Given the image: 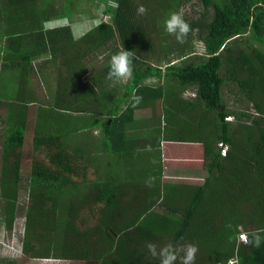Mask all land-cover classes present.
Masks as SVG:
<instances>
[{"label":"trees","instance_id":"trees-1","mask_svg":"<svg viewBox=\"0 0 264 264\" xmlns=\"http://www.w3.org/2000/svg\"><path fill=\"white\" fill-rule=\"evenodd\" d=\"M28 1L7 0L4 10L26 11ZM44 1L32 0L34 8L17 17L23 31L0 40V126L11 121L9 133L0 132V162L10 159L7 175L0 172L1 187L8 189L7 178L16 190L21 187L20 148L29 118L21 110L25 106L13 117L16 105L8 103L39 105L28 139L31 151L44 156V161L31 159L25 176L28 202L15 255L160 264L144 242L183 238L198 246L199 256L206 252L202 245L210 244L208 264L233 256L237 264H264V243L256 248L237 240L239 233L264 229V0H197L201 12L195 20L184 18L192 31L182 44L167 34L164 21L188 0H92L102 6L98 22L78 38L69 30L72 0ZM154 3L162 6L161 22L148 19V12L136 15L139 5ZM48 19L66 24L42 30L39 21ZM192 39L201 43V52ZM122 47L134 52V78L112 86L111 56ZM41 58L54 73L47 105L31 79L32 62ZM88 70L102 79H84ZM225 83L251 110L227 109ZM186 92L190 95L183 97ZM134 94L142 102L160 103L164 128L179 113H192L189 127L196 135L177 138L154 125L144 133L130 132ZM163 140L201 145L200 185L160 183ZM139 175L152 191L181 187V202L157 212L128 213L126 195L138 186ZM94 206L91 214L99 216L94 226L79 229L78 218L86 219L80 212Z\"/></svg>","mask_w":264,"mask_h":264},{"label":"rangeland","instance_id":"rangeland-1","mask_svg":"<svg viewBox=\"0 0 264 264\" xmlns=\"http://www.w3.org/2000/svg\"><path fill=\"white\" fill-rule=\"evenodd\" d=\"M44 1V0H43ZM46 1V0H45ZM44 1V2H45ZM54 1L55 5H58L62 2V0H52ZM7 0H0V40L2 35H10V34H17L23 31V28L19 22L20 18H17L20 16L21 12H26L29 10L30 5L31 9L34 8V4L32 3V0L25 2L26 4V11L18 10L15 12L14 15H12L10 11L4 10L5 9V4ZM48 2V1H47ZM77 2L78 3V8L76 11H73V3ZM102 6L100 3H95L92 0H72V13L71 17L68 20L69 22V30L72 34V36L75 35L76 31L85 33L87 30L92 28L94 24H96L98 14L100 13L99 11L101 10ZM148 9V15L147 18L151 19L153 22H158L161 19V11H162V6H160L158 3H154L151 6H146ZM43 10V9H41ZM41 10H37V12L40 14ZM74 12V13H73ZM201 12L200 4L197 0H188L184 4H182L179 9L178 13L181 14L185 19L187 20H195L198 18V14ZM46 14L48 13V10L45 12ZM202 15H204L202 13ZM80 21V23H78ZM85 20V21H83ZM46 21V20H45ZM161 22V21H160ZM39 23L43 24V21L40 20ZM50 24V28L57 26L60 24V22L57 21H52V22H46L44 23V26H47ZM65 25V24H63ZM193 41V46L194 50L197 52H201L202 45L200 42H198L196 39H192ZM264 50V47H263ZM2 59V58H1ZM98 62V59H95L93 63ZM102 77V75H96L95 72H92L91 70L88 72V75L86 78H93V77ZM54 79V73H52L49 77H45V81L42 80L41 74L39 72L36 73V75L33 77V83L34 86L36 87V90L39 94V99H41L42 105H47L45 101H48L50 99V89L52 90L53 88V80ZM10 84H12L10 82ZM121 84L120 82H115L112 83V86ZM13 85V84H12ZM3 86V85H2ZM7 87V86H5ZM190 92L184 93L183 97L186 96V94H189ZM46 96H49L48 100L46 99ZM222 101L224 105L227 107L228 110L231 111H239L242 109H250V106L244 102V100H241L239 95L235 94V89L230 83H225L223 89H222ZM156 105H155V104ZM152 103L151 109L154 110L155 108H158L159 102L156 101ZM36 105L29 107L32 113H35V110H37V107L39 106L37 103H34ZM31 105V104H30ZM28 107V106H26ZM150 110V108H148ZM20 112V108L15 109L12 111V116L16 113ZM149 112L141 111L138 108H135V113H134V122L132 125L134 126L133 132L137 131L141 127L137 126V122H144L147 125V128L150 126H158L160 128V133H163L164 130L166 134H172L173 136H176L177 138H190L191 136H194L196 131L190 129L189 127V121L193 119V114H188L185 115L184 113H179L178 119L174 122L172 119H170L169 123L165 128L162 125H159V119L157 117H150ZM153 115V114H152ZM34 114H31L30 117L27 119L25 122L26 128L24 130V137L25 141L23 146L20 148V174H21V182L20 185L21 187L18 188L17 190L14 188V183L11 182L7 178V184L6 186L8 187L7 190L0 189V264H10L12 262L13 264H97L95 260L90 258L89 260L86 261H69V260H60V259H53V258H45V259H36V258H29L25 255L18 254L15 255L16 253H12L15 250H19V243L21 241V229L23 226V216H24V210L25 206L27 204V193L25 190V176L27 175V172L29 170V163L31 159L36 158L40 161H44V156L41 153H36L34 154L31 149H30V135L32 132V123L34 119ZM14 117V116H13ZM145 118V120H143ZM201 121V118H198V121ZM231 120V118H228ZM9 127H6L4 124L0 126V132H5L4 135H7L10 131L11 128V121L9 123ZM158 124V125H157ZM198 124V123H197ZM191 130V131H190ZM29 137V139H28ZM63 140L67 143L72 145V142L69 140L67 136L63 138ZM74 141V140H73ZM74 145V143H73ZM183 145H171L170 150H163L165 152V156L168 155L169 152H179L176 150H182L183 151V156L186 155V151L184 150ZM1 149V147H0ZM163 156V159H165L163 162H161L162 165V171L167 175H173L175 171V165L173 164V160L171 157L168 156ZM161 157V156H160ZM190 157V156H189ZM1 158V155H0ZM3 161V162H2ZM0 162V172L4 175H7V169H8V164L10 163V159L5 158V160H2ZM164 164V165H163ZM168 164L172 167H168ZM189 168V166H188ZM122 169L119 168V171ZM92 176H90L91 178ZM168 177V176H167ZM2 178V176H0ZM189 182V181H188ZM1 184H4L0 182ZM138 184L145 183L144 181H137ZM153 184V183H152ZM72 197L71 199L67 200H76ZM94 207L91 208V211L89 209H85L80 212V216L84 217L85 221L82 223L80 218H78L77 224L80 227L79 229H84L86 227H91L94 226L95 222L98 219V215H96V212L94 213L95 215L91 214L92 211H94ZM89 210V211H88ZM203 248L206 250L205 255L203 258L199 256V254L196 257V262L197 264H208L210 261V256L207 253L210 247V244H203ZM208 250V251H207ZM205 259V260H204ZM216 264V263H215Z\"/></svg>","mask_w":264,"mask_h":264},{"label":"crops","instance_id":"crops-1","mask_svg":"<svg viewBox=\"0 0 264 264\" xmlns=\"http://www.w3.org/2000/svg\"><path fill=\"white\" fill-rule=\"evenodd\" d=\"M53 19H48L46 21H43V23L46 22H52ZM85 21V20H83ZM57 22H60V24L58 25H63L66 24V19H61ZM82 21L79 20L78 23H80ZM50 24H48L46 27L43 26V24L41 23V29L42 30H49L52 29L49 26ZM71 34V32H70ZM82 32L76 31L75 35L72 36L73 38H78L80 35H82ZM72 35V34H71ZM50 71H52V69L49 67V65L42 61L41 59H37L35 61L32 62V73H31V79H32V84L33 83V77L36 75L37 72H39L41 74L42 80H44V78L47 76H50L51 73ZM90 70H88L89 72ZM88 72L86 74V76H84V79H87L89 82L91 81L92 77L90 78H86L88 75ZM96 75H98L96 73ZM5 79H6V75H4ZM94 78V77H93ZM100 79H102V77H99ZM116 82H120L121 84H124L125 81H116ZM154 82V79H150V83ZM118 84V85H121ZM2 85H7L6 82H2ZM37 96H39L37 90L35 91ZM51 95H52V90L50 89ZM50 95V98H51ZM190 94H186V96H189ZM49 96H46V99L48 100ZM50 100V99H49ZM47 102V101H46ZM154 102H142L140 103L138 106H136V108H138L141 111H145V112H149V116L150 117H157L160 114V103L158 104V108L152 110L151 109V104ZM8 104H14L16 105V109L18 108H23V106H28L25 109H21L22 111H24L26 113V115L28 117H30L31 114L36 113H32L31 110L29 109V107L34 106L36 104L32 103L31 105H22V104H18V103H8ZM155 104V103H154ZM11 105V106H14ZM156 105V104H155ZM150 108V110L148 109ZM153 114V115H152ZM33 116V117H34ZM143 120H145V118H143ZM137 126L141 127L140 129H138V132H146L149 127L147 128V125L142 121V122H137ZM134 126H129L127 129H130V132H133V128ZM137 132V131H135ZM183 145L184 150L186 151V155L183 156V151L182 150H176L179 152H169L168 157H171L173 160V164L175 165V169L177 171H175V173L173 175L170 174H165L163 171L161 173L160 176V183H169V184H175L176 186H182L183 184H191V185H200L203 182V178L205 176V170L203 167V162H202V154H201V145L199 143H180V142H174V141H167V140H163L159 143V151H160V162H163L165 159H163V156H165V152L162 151L163 150H170L171 149V145ZM219 146V145H218ZM220 153L223 156L224 152H225V147L222 146L220 148ZM223 151V154H222ZM165 156V157H166ZM190 156V157H189ZM164 165V164H163ZM162 166V165H161ZM189 166V168H188ZM168 167H171L170 164H168ZM172 168V167H171ZM168 176V177H167ZM144 181V182H148L149 180H146V177L143 175H139L135 178L134 181ZM189 181V182H188ZM141 186V187H140ZM146 187V188H145ZM0 189H3V187H1L0 185ZM185 193V191L180 187V188H175L174 190H149L147 188V185H145V183H143V185L138 184L137 187H131L128 190V193L126 195V203H127V212H140V213H147V212H157L160 211L162 208L166 207V206H170V205H174L177 206V204H179L181 202V199L183 198V194ZM178 198V199H177ZM153 201V206L152 207H148L150 206L151 202Z\"/></svg>","mask_w":264,"mask_h":264},{"label":"clouds","instance_id":"clouds-1","mask_svg":"<svg viewBox=\"0 0 264 264\" xmlns=\"http://www.w3.org/2000/svg\"><path fill=\"white\" fill-rule=\"evenodd\" d=\"M148 9L144 5H139L136 9L137 16L147 14ZM52 21H59L53 19ZM44 26V23H43ZM50 26V25H49ZM46 27V26H44ZM167 34L174 36L179 43H184L188 34L192 31L191 25L184 17L176 12L170 13L164 21ZM54 28V27H52ZM134 52L125 50L122 47L117 53L111 56L107 79L115 81H127L134 78L133 66ZM133 106H138L143 101V97L133 95L131 97ZM264 229L253 230L243 236L244 241L256 248L264 243V236L260 233ZM143 248L153 259H158L160 264H196V257L199 248L196 244L185 242L183 238L179 241H145Z\"/></svg>","mask_w":264,"mask_h":264},{"label":"built area","instance_id":"built-area-1","mask_svg":"<svg viewBox=\"0 0 264 264\" xmlns=\"http://www.w3.org/2000/svg\"><path fill=\"white\" fill-rule=\"evenodd\" d=\"M108 6H114V4L112 3V2H108ZM78 8V3L77 2H74V9H75V11H76V9ZM103 19L104 20H107V16H104L103 17ZM222 154H223V151H222ZM245 234L244 233H239L238 235H237V240H238V242H240V243H245V241H244V239H243V236H244ZM15 252H17V250H15V251H13L12 253H15ZM216 264H237V262H236V257H231V258H229V259H227L225 262H223V263H220V262H217Z\"/></svg>","mask_w":264,"mask_h":264}]
</instances>
